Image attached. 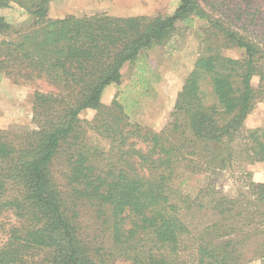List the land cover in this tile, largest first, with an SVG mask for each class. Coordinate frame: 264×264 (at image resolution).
Instances as JSON below:
<instances>
[{"label":"trees","instance_id":"trees-1","mask_svg":"<svg viewBox=\"0 0 264 264\" xmlns=\"http://www.w3.org/2000/svg\"><path fill=\"white\" fill-rule=\"evenodd\" d=\"M52 1L0 0V11L17 5L32 18L16 29L0 14V81L52 88L32 96L33 127L0 128V264L264 263L263 182L246 172L236 196L211 180L182 189L238 163L264 165V129L246 128L264 101V0L61 19L49 17ZM197 22L199 57L170 121L159 132L138 123L153 74L143 54Z\"/></svg>","mask_w":264,"mask_h":264},{"label":"rangeland","instance_id":"rangeland-1","mask_svg":"<svg viewBox=\"0 0 264 264\" xmlns=\"http://www.w3.org/2000/svg\"><path fill=\"white\" fill-rule=\"evenodd\" d=\"M176 0H53L50 4L49 17L61 19L69 15L82 16L106 12L116 17L130 16H168L177 6ZM179 5V4H178ZM7 21L16 29H27L32 24V18L17 5L0 11ZM202 23L197 22L196 27L182 30L166 46L155 47L141 58L147 63L153 74L151 89L147 96L142 98L143 107L136 121L155 131H161L170 121V114L174 108L178 93L181 91L187 76L193 70L200 53V39L197 29ZM227 55L233 58L242 57V51H228ZM136 64H127L123 69V82L121 89L131 83L135 73ZM259 79L253 80L258 87ZM52 90L45 81L15 85L8 79L0 81V128L33 127L32 96L36 90ZM119 87L109 86L103 95V104L109 105L118 92ZM92 111L82 113L83 120H91ZM247 129H264V101L257 104L256 109L246 121ZM91 138L99 142L100 139L91 134ZM246 172L251 173L252 180L264 183V165L255 163L241 166L238 163L232 171L222 172L218 175H199L191 178L182 185V189L193 191L210 181L216 185L217 190L230 196H236L238 190L246 183ZM84 220H86L84 218ZM115 264H129L118 260ZM254 264H264L260 261Z\"/></svg>","mask_w":264,"mask_h":264},{"label":"crops","instance_id":"crops-1","mask_svg":"<svg viewBox=\"0 0 264 264\" xmlns=\"http://www.w3.org/2000/svg\"><path fill=\"white\" fill-rule=\"evenodd\" d=\"M114 1L121 2V1H130V0H114ZM131 1H134V0H131ZM137 1H138V0H137ZM176 1H177V3L179 4V0H176ZM178 4H177L175 10H173V11L171 12L170 15H172V14L176 11V9H177L178 6H179ZM168 16H169V15H168ZM252 264H254V263H252Z\"/></svg>","mask_w":264,"mask_h":264}]
</instances>
